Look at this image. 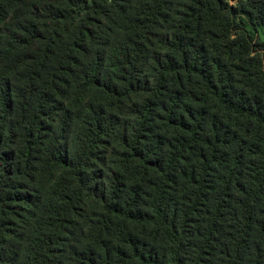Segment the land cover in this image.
I'll return each mask as SVG.
<instances>
[{
    "label": "trees",
    "instance_id": "1",
    "mask_svg": "<svg viewBox=\"0 0 264 264\" xmlns=\"http://www.w3.org/2000/svg\"><path fill=\"white\" fill-rule=\"evenodd\" d=\"M0 264H264V0H0Z\"/></svg>",
    "mask_w": 264,
    "mask_h": 264
},
{
    "label": "built area",
    "instance_id": "2",
    "mask_svg": "<svg viewBox=\"0 0 264 264\" xmlns=\"http://www.w3.org/2000/svg\"><path fill=\"white\" fill-rule=\"evenodd\" d=\"M230 4H234V3L231 1Z\"/></svg>",
    "mask_w": 264,
    "mask_h": 264
}]
</instances>
